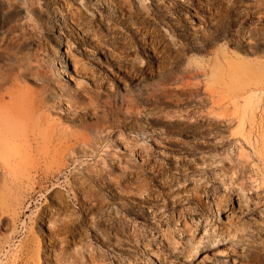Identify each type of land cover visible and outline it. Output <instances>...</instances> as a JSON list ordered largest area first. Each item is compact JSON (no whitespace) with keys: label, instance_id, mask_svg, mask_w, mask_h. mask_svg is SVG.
Instances as JSON below:
<instances>
[{"label":"rangeland","instance_id":"1","mask_svg":"<svg viewBox=\"0 0 264 264\" xmlns=\"http://www.w3.org/2000/svg\"><path fill=\"white\" fill-rule=\"evenodd\" d=\"M26 1L0 30L21 73L0 84V206L26 202L0 208V264H264V0H128L127 21L67 0L77 23Z\"/></svg>","mask_w":264,"mask_h":264},{"label":"bare ground","instance_id":"2","mask_svg":"<svg viewBox=\"0 0 264 264\" xmlns=\"http://www.w3.org/2000/svg\"><path fill=\"white\" fill-rule=\"evenodd\" d=\"M31 1V0H30ZM60 1H62V3H64V8H65V10H66V14L67 15H69L70 17H72V19H74V21L72 20V22H78L79 21V12L78 11H71V9H69L70 8V6L68 5V1L67 0H65V2H63L64 0H60ZM29 2V1H28ZM100 2L102 3V5L104 6V9L106 10V13L109 15V16H113L114 14L113 13H115V14H118L119 16H120V20H123V21H127L128 19H130L131 18V16H132V7H131V5H130V2L128 1V0H100ZM25 4H27V1L26 0H0V11H1V15H0V30H2V29H5V33H7L10 29H11V27L12 26H14L15 24H17L18 22H19V20L17 19V15H18V10L20 9V7L21 6H23V5H25ZM105 21H107V23H108V20H105ZM92 38H90V40H91V42H89V44H90V46L93 48V49H98L99 50V52H101V53H103V55H104V57H106V61H110V59H112V51L109 49V48H107V47H105L104 45H102V46H104V47H102L101 45H100V43L98 44L97 42H95V41H97V40H95V39H98L97 38V36H96V33L95 32H92ZM205 36V35H204ZM207 36V35H206ZM207 38H210L209 36H207L206 37V39ZM95 41H94V40ZM24 41V40H23ZM10 44H12V46H13V52H14V54L18 51V50H20V46H23L24 44H18L17 43V39H15L14 40V42H10ZM146 43L144 42V43H142V46L144 47V49H146V50H150V51H153V52H158V48L154 45V44H152L150 41L149 42H147V44L145 45ZM2 54H3V52L0 50V56H2ZM70 58V63L73 65V67H74V69H80L81 71H83V72H88V75H89V78L93 81V83L94 82H96V80H97V76H94V72L93 71H91V69L87 66V64L86 63H84L81 59H79L76 55H73V54H71L70 56H69ZM16 64H17V59H15V58H13V60H8V62H3V61H0V68H1V66H4V65H8V66H10V73H7L6 75H5V77L3 78V79H1V81H0V84H6L7 82H13V80L14 79H17L20 75H21V73L18 71V67L16 66ZM12 84V83H11ZM1 86V85H0ZM1 88V87H0ZM3 90V89H2ZM4 92H5V90H4ZM6 94V93H5ZM5 98V95H0V99H4ZM12 124V123H11ZM14 125V124H13ZM12 126V125H11ZM14 126H16V125H14ZM16 127H18V126H16ZM20 129V128H19ZM22 131L23 132H26V130L24 129V128H22ZM9 133V132H8ZM19 134V133H18ZM25 134V133H24ZM17 135V134H16ZM22 136V135H21ZM18 137V136H17ZM25 138V137H24ZM24 140V139H23ZM25 141H27V140H25ZM27 143V142H26ZM25 146V145H24ZM0 153H3V150H2V148L0 147ZM23 153V152H22ZM14 154V153H13ZM24 154H26L25 152H24ZM12 156V155H11ZM23 157H25V156H22V158ZM31 159V158H30ZM23 160V159H22ZM3 161V160H2ZM11 161V160H10ZM25 161V160H24ZM26 162V161H25ZM10 164V163H9ZM21 164V163H20ZM23 167V166H22ZM2 169V168H1ZM6 170V169H5ZM9 171V170H8ZM3 172V171H2ZM1 173V172H0ZM6 172L4 171L3 173H1V175H3V174H5ZM6 174H8V173H6ZM9 175V174H8ZM11 175V174H10ZM9 178H11V176L9 177ZM15 178V177H14ZM1 179H3L2 177L0 178V180ZM13 176H12V178H11V181L12 182H14L13 180ZM16 179V178H15ZM14 179V180H15ZM45 179V178H44ZM2 181H4V179L2 180ZM6 181V180H5ZM8 181H10V179L8 180ZM45 181V180H44ZM47 181V180H46ZM4 183V182H3ZM35 183H37V182H35ZM40 183V182H39ZM41 184H43V182L41 183ZM41 184H39V185H41ZM1 185H4V184H2L1 182H0V190L3 192H1L0 193V195L2 194L3 195V198L2 199H4L5 197H4V194H6L5 196H7V195H9L10 193H9V189L8 190H5L6 192H8L9 194H7L4 190H2L3 189V187H1ZM7 185V184H6ZM6 185H4V186H6ZM9 185H10V183H9ZM38 185V184H37ZM36 185V186H37ZM35 186V185H34ZM13 187V186H12ZM42 187V186H41ZM2 188V189H1ZM6 187H4V189H5ZM31 188V187H30ZM34 188V187H33ZM43 188H45L44 186H43ZM43 188H40V186H39V188H38V190L39 191H41L40 189H43ZM46 189V188H45ZM45 189L43 190V191H45ZM30 190H34V189H30ZM16 191V190H15ZM43 191H41V192H43ZM46 191H47V189H46ZM5 192V193H4ZM28 192V191H27ZM30 192H33V191H30ZM29 192V193H30ZM36 192V191H35ZM24 193H26V192H24ZM28 193V194H29ZM36 193H38V192H36ZM40 193V192H39ZM27 194V193H26ZM26 194H24V196H22V195H20V196H22V197H27V196H30V195H26ZM1 195V196H2ZM35 195V194H34ZM32 197H34L33 195H31ZM9 197V196H8ZM25 197V199L27 200V198ZM2 199H0L1 201H0V205L2 206L4 203H7L8 204V202H9V199H8V201L6 200H2ZM7 199V198H6ZM20 199V198H19ZM22 199V198H21ZM19 201H21V200H18V202ZM25 201V200H24ZM23 201V202H24ZM22 201L21 202H19V203H21V204H23V205H25L24 203H26V202H24L23 203ZM10 203H12V202H10ZM9 203V205L10 206H12L11 204ZM19 203H16V206H15V204L14 203H12L13 204V206L12 207H17L18 206V204ZM4 205H6V204H4ZM22 205V206H23ZM1 206H0V208H1ZM7 206V205H6ZM6 206H4L3 208H1V210L3 209V210H5L4 208H6V210L7 209H9V207L10 206H8V207H6ZM17 209V208H16ZM22 209V208H21ZM6 210H5V213H3L4 211H2L1 213H2V216H3V214H6V213H8V212H6ZM19 210V209H18ZM17 214V213H16ZM19 214L21 215V213L19 212ZM23 214V213H22ZM49 216H47V218H48ZM5 218V217H4ZM7 218V217H6ZM5 218V219H6ZM46 217L44 218V219H46L48 222H49V220L50 219H47ZM1 219V218H0ZM4 219V220H5ZM8 219V218H7ZM7 219L5 220V222L7 223V222H9V221H7ZM108 220V219H107ZM3 222V221H2ZM5 223V224H6ZM10 224V223H9ZM65 224V223H64ZM63 226V225H62ZM61 225H60V227H62ZM65 227H67V226H65ZM62 229H63V227H62ZM61 230V229H60ZM60 230H59V228H58V233H61L60 232ZM65 230V228L63 229V231ZM54 233V232H53ZM52 233V234H53ZM58 233H54L55 235H57ZM60 235V234H59ZM62 235V234H61ZM52 238V237H51ZM57 238V237H56ZM55 239V238H54ZM55 240H57V239H55ZM50 242V241H49ZM54 243V242H53ZM52 244V243H51ZM50 244V245H51ZM53 245V244H52ZM214 254H217V255H221V256H226V253H225V251H223V250H221V249H216V251H215V253Z\"/></svg>","mask_w":264,"mask_h":264}]
</instances>
